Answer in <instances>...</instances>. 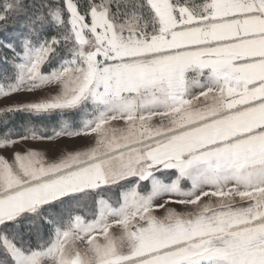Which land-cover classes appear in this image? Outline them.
<instances>
[{
  "label": "snow or ice",
  "instance_id": "obj_1",
  "mask_svg": "<svg viewBox=\"0 0 264 264\" xmlns=\"http://www.w3.org/2000/svg\"><path fill=\"white\" fill-rule=\"evenodd\" d=\"M0 104V264H264V0H0Z\"/></svg>",
  "mask_w": 264,
  "mask_h": 264
},
{
  "label": "trees",
  "instance_id": "obj_2",
  "mask_svg": "<svg viewBox=\"0 0 264 264\" xmlns=\"http://www.w3.org/2000/svg\"><path fill=\"white\" fill-rule=\"evenodd\" d=\"M23 122H24L23 118H18L17 125H19L20 123H23Z\"/></svg>",
  "mask_w": 264,
  "mask_h": 264
},
{
  "label": "rangeland",
  "instance_id": "obj_3",
  "mask_svg": "<svg viewBox=\"0 0 264 264\" xmlns=\"http://www.w3.org/2000/svg\"><path fill=\"white\" fill-rule=\"evenodd\" d=\"M4 103H9V102H4ZM0 106H2V104H0Z\"/></svg>",
  "mask_w": 264,
  "mask_h": 264
}]
</instances>
